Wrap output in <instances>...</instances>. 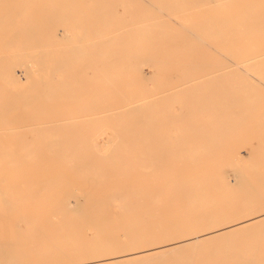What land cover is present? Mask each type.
<instances>
[{"label": "bare ground", "instance_id": "6f19581e", "mask_svg": "<svg viewBox=\"0 0 264 264\" xmlns=\"http://www.w3.org/2000/svg\"><path fill=\"white\" fill-rule=\"evenodd\" d=\"M67 1L70 4L77 5L78 3L76 0ZM67 1L65 0L66 4H63L56 0H45V7L34 11L33 19L28 21L31 24V30L25 36L28 35L34 41L41 43L49 42L53 26L58 22L53 17L58 18L59 11L64 9ZM118 1L108 0L111 5L107 6L108 13H110L109 17L113 24L119 22L116 12V7L119 5L127 6L125 7L127 8L126 15L130 17H145L155 12L145 0H121L122 3H117ZM161 1L163 5H169L167 0ZM98 2L106 4V0H98ZM131 2L137 3L136 7ZM0 3L4 6L0 9V23H2L12 21V19L15 21L16 18L21 17L27 0H0ZM212 4L215 8L213 10L211 9ZM9 6L13 8L8 10ZM187 6L188 13L194 10L195 21L191 26L196 30V34L191 35L190 32H186V39H181L177 43L186 51L192 52L189 53L192 55L186 53L188 57L182 60L183 63L188 62L194 68H189L190 77L186 84L177 85L176 89L174 87V91L168 94H165L167 90H164V97L158 96L162 94L159 92L151 94L149 98L138 100L118 98L115 103L119 106L114 109H106L101 101L89 109L72 107L57 109L55 103L62 101L65 96L81 98V96L88 95L89 91L73 90L66 94L56 91L48 93L45 88L53 87L54 84L43 85L41 81L30 75L29 81L37 80L36 84H32L31 90L24 87L21 76L14 68L0 69V163L21 165V163H37L43 159H55L60 163H70L77 174L85 168V163H145L151 161L155 163V167H159L161 163L171 161L183 165V171L179 174L180 180L177 182L176 178L172 179L173 188L170 187V194L167 192V187L162 188L161 186L148 191L146 189L135 190L137 194L128 193L130 191L122 187L112 190L108 186L113 181L107 179V175L94 174L98 179L95 183L98 184L97 190L101 192L100 198L111 200L108 206L109 218L88 222L99 231L94 238L83 236L80 229L75 227L81 221L70 217L71 208H81L86 204L98 206L96 198L87 195H83V199H80L79 195L60 194L59 199L62 204L54 208L57 211L51 214L52 217L42 221L35 219L27 221L29 226L27 231L18 225L15 231L10 229L12 231L10 235L3 233L5 228L1 226L5 221H0V264H148L147 262L153 259L159 261L156 264H264V212L255 216L248 214L252 210L264 207V172L249 174L235 169L238 177L235 183H232L226 173L211 174L208 172L209 167L199 164L206 158L200 152L208 150L198 147V143L201 145L200 143L208 141L212 146L220 144V148L223 143L215 139V135L218 137L215 132H223L219 129L222 120L225 123V125L221 123L224 127L234 122L240 125L243 121L239 114L241 110L247 109L246 111L255 113V109L248 107L247 104L255 99L256 94L250 89L246 90L247 85L242 86L244 82L249 84L247 81H250V73L246 70L255 69L264 74V0H187ZM168 17V23L174 22L171 16ZM77 21L78 26L82 25L87 31H89V26H91L90 31H96L98 27L103 29L106 24V20L101 19V16L96 18L86 7L81 8ZM136 33L141 39L147 38L148 49L159 47L156 41L150 38L151 36L148 37L150 33H146V29H140ZM17 34L8 39V44H12ZM119 35L102 39L97 46L99 49L105 47L129 49L134 45L127 31ZM64 36L67 40L70 38L68 30L64 31ZM94 44H92L93 47L97 48ZM212 44L226 47L228 57L223 56L222 58L218 55L219 58H210ZM55 53L60 54L61 57L66 53L75 54L72 49ZM158 60H164V55H160ZM8 61V59H0V64ZM38 61L43 63V60ZM116 62L126 64L129 59H117L113 63ZM224 66L226 67L223 68ZM230 66H236V69L225 71ZM52 70L58 72L65 69L54 63ZM122 71L130 72L133 69H122ZM26 72L28 73L27 70ZM76 74V71L75 73L66 71L62 79H74ZM187 77L185 75L183 78ZM50 79L58 80L54 75ZM240 80H243L244 84ZM135 84L134 79L119 82L120 87L125 88ZM65 85L73 86V89L76 87L68 83ZM165 96L168 99L170 96L178 97L177 101L180 100L179 97L184 98V101L182 99L180 101L186 102V116L182 117L174 110H168L169 101H177L175 98H170L168 105L165 106L167 104ZM236 97H239L238 105L233 104ZM32 101H40L43 104L38 107L39 109L37 108L42 112L35 118L41 119L39 122L35 119L31 120L34 116H21L25 112V106ZM48 105L51 110L43 109ZM160 108L161 110L165 108L163 113L167 115L168 121L163 122L162 115L160 118L157 117ZM75 111L89 112L94 117L92 116L88 121L73 122L72 120L69 122V119H73L69 113ZM142 112H145L148 120L139 119L137 114ZM260 112L261 117L258 118L256 125L264 131V107ZM101 114L103 115L98 116ZM203 115L216 120L210 125L215 127L219 124L215 132H213L215 129L211 130L213 127L206 123L205 126L203 122L195 128L196 130L201 129L200 131H204L205 128L210 130L206 134L203 132L206 136L202 135V137L208 138H204V141L201 138L193 141L196 134L201 136L195 129L193 132L195 131L196 134L192 141L185 138L178 142L173 141L171 137L170 139L157 138V134H163L152 131L154 127L163 129L161 128L163 123H166L167 127V124L171 126V124L189 120V117L197 119ZM153 116L155 119L157 117L156 120L162 118V123L159 120L149 121V117L152 119ZM121 118L132 120L121 126ZM102 120H110L112 126L117 127L114 130L116 140L113 139L111 142L116 145L114 152L101 147L97 140H89L87 137V128ZM192 120L190 121L193 124ZM195 123L194 127L197 126ZM145 128L146 130H140ZM192 129L193 126L191 131ZM226 132L228 133L225 129L224 136ZM28 133H41L43 138L37 145H34L26 137ZM44 138L46 141L42 143ZM192 144H197L198 148ZM159 145H163L164 148H154ZM259 146L258 152L261 151L262 155L259 156L264 159V134L259 138ZM45 149H48L49 155L43 151ZM214 150L217 149L209 148V154L211 155ZM117 174L119 173L111 171L108 178ZM66 180L71 181L68 176ZM23 182L26 183V181ZM79 182L91 183L89 180ZM9 191L8 187L0 189L3 193L0 200H5V204H7ZM24 192H29L30 195L36 193L39 194L38 198L41 197L39 189L36 191L24 189ZM110 192H114L115 195H109ZM161 192L164 193L161 195L164 198L162 206L153 203L151 210H139L141 208L137 205V201L145 202L153 195L159 196ZM151 200L152 198L148 201ZM58 210L62 211V214ZM4 215L5 213H0V216ZM58 215L63 218H56ZM143 215L146 218L137 219V216ZM154 216H159V219H154ZM37 225L41 227H34ZM118 225L123 226L121 231L116 230ZM19 234L27 237L29 235L32 239L21 242L1 241V239L4 240L3 237H16Z\"/></svg>", "mask_w": 264, "mask_h": 264}, {"label": "rangeland", "instance_id": "374dc122", "mask_svg": "<svg viewBox=\"0 0 264 264\" xmlns=\"http://www.w3.org/2000/svg\"><path fill=\"white\" fill-rule=\"evenodd\" d=\"M44 1L45 0H27L26 6L22 10L24 13L21 17L16 18L15 21L12 19V21L0 23V59L9 60L7 63L0 64V69L14 68L17 74L21 76L22 81L25 84L24 87H28L29 89L32 88L33 83H37V80H28L31 75L32 77L38 79V81H41V84L43 85L54 84L53 87L45 88L48 93L56 91L59 93L64 92L66 94L72 92L73 90L89 91L88 95L84 97L81 96V98L79 96H76L75 98L74 96H65L62 101L55 103V107L57 109H65L68 107L76 109H89L91 107H95L99 101L102 102V106L106 109H114L119 106L115 103L118 98L122 100H138L149 98L151 94L153 95L154 93L159 92H162V94H159L158 96H163L164 90H167L165 94H168V92L171 93L174 89H176L177 85L186 84L189 81L188 79L190 75L188 74V70L189 68L194 67L190 66L188 62L186 63V60H184L185 63H183L182 59L188 57L186 53L189 54L192 52L186 51L185 48L180 47L177 43L180 42L181 39H186V32H190L191 35L196 34V30L193 26H191L195 21V17L193 16L194 10L189 11V13L187 12V0H167L166 2L169 3L170 6L163 5L164 3H162L161 0H145L146 3L151 5L155 11L154 13L147 14L145 17L127 16V8H125L127 6L119 5L116 7V12L119 18V22L117 24H113L110 20V13H108L107 6L111 5L108 3V0H106V4H104L105 2L100 4L98 0H76L78 1L77 5L70 4L66 0L67 5L64 6L63 10L59 11L58 18L53 17L54 19H57L58 22L53 26L51 40L49 42L41 43L34 41V39L30 38L28 35L25 36V34L31 30V24L30 22L28 23V21L33 19L34 11L41 9V7H45ZM56 1L58 3L62 2L63 4H66L65 0ZM117 3H122V1L119 0ZM136 4L137 3H132L135 7ZM208 6L211 7L210 5H207V7ZM1 7L4 6L0 3V9ZM85 7L89 8L91 14L95 15L96 18L101 16V19L103 18L106 20V24L103 26V29L98 27L96 31H90L91 26H89V31H87L82 25L81 27L78 26L79 23L77 21V17L81 8ZM7 8L10 10L13 7L9 6ZM213 8L214 6L212 4L211 9L213 10ZM168 16H171V18H173L172 21L174 22L168 23ZM96 21L98 22V20ZM140 29H146V33H150L148 37L151 36L150 38L154 39L159 47H149L148 49L147 45L149 44H147V38L144 37V39H141L138 36L139 34L136 33V31ZM65 30H68L70 34V38L68 40L64 36ZM124 31L128 32L129 39L134 43V45L129 49H120L116 47H105L103 49H99L97 46L100 40L107 39L110 36H120L119 33H123ZM16 33H18L15 37L16 39L12 40V44H8V39ZM93 43H95L94 46H97V48L93 47ZM140 45L143 47L139 48L138 46ZM211 46L212 51L211 54H209L210 58H219V56L222 58L223 56L225 58L228 57L229 53L228 50L225 49L226 47L215 44H212ZM69 49H72L75 54L66 53L63 57H61L60 54L55 53L60 50L66 52ZM160 55H164V60H158ZM117 59H129V62L126 64H117V62L113 63ZM38 60H43V63ZM54 63H56L58 67L65 69V72L72 71L75 73L76 71L77 74L74 76V79H62L63 76H65L64 71L53 72L52 68ZM225 67L226 66L223 68ZM122 69H133V71L123 72ZM233 69H236V66L227 67L225 71ZM246 72L250 73V81H247L250 85L246 82H244V84L243 80L240 81L244 84V86H242L241 83L240 85L242 87L247 85L245 89H250L251 92L256 94L255 99L252 100L251 103L247 104L248 107L255 109V113H250V111H246L247 109L244 110L246 113H242L244 111L241 110V113L239 112V114L243 118V121L240 125L237 123L239 126H237L234 122V124L230 123L229 125L226 123L227 125L224 127L225 123L222 120L221 123L224 125L220 123V125L216 124L214 127V125L210 124L215 123L216 120L214 121V119L208 118L207 115H203V117H199L200 119L192 118V120L189 117V120L186 119L187 121L184 120L182 123L177 122L176 124H171V126L167 124V127L166 123H163L164 125L161 126L163 129L154 127L155 129L153 128L152 130L163 134H157V138L167 137L170 139L171 137L172 140L176 142L185 138L186 140L188 138V141H192L196 134L193 130L203 123L204 125L206 123V125L213 127V129L211 128L212 131L215 129L213 132L217 131L216 129L218 128V125L220 126L219 129L223 130L224 133L225 129L228 133L231 132L229 135L226 132L225 136L222 131L220 133L215 132L218 136L216 137L215 135V139L221 140V143H223L220 148V144L212 146V144L208 143V141H206L207 143H200L201 145L198 143V147L208 150L200 152L202 156H205L206 158L201 160L199 164L203 167H209V171L207 169L206 170L211 174L222 175L226 173L232 183H235L238 177L235 169L249 174L264 172V159L260 157L262 156L261 151L258 152V149L260 148L259 138L262 137L264 131L256 125L258 118L261 117L260 110L264 107V74L255 69H248ZM53 75L55 77L57 76V81L50 79ZM185 75L188 77L183 78ZM129 79H134L136 84L128 88L120 87L119 82L127 81ZM65 83L76 85V87L73 89V86H67ZM239 89L241 91V87ZM196 97L199 99L198 95H196ZM196 97H194V99H197ZM66 98L73 99L68 100ZM165 98L167 103L165 106H167L168 100L175 97L170 96L168 99V97L165 96ZM177 98H175L176 101ZM179 99L184 101V98L179 97ZM238 99L239 97L234 98V105L239 104ZM180 100L177 102H175V100L171 102L169 101L170 104L167 106V109L169 108L168 110H174L179 116L185 117L187 111L185 107L186 102H181ZM40 106H43L40 101H32L28 103L25 106V112L21 114V116H34V118L31 119L34 121L36 116L42 113L37 110ZM43 109L51 110L49 105L45 106ZM164 109L162 108V111L160 108V113L157 112L158 115L155 114V116L157 115L159 118L161 115L162 118L164 117V120H162V118L160 120L158 119L160 122L161 120L163 122L168 121L167 115L163 113ZM43 115L48 116L51 114ZM102 115L103 114L98 116ZM69 116H73V119H69V122L72 120L73 122H78L88 121L93 115L89 112L75 111L73 113H69ZM137 116L140 117L139 119L148 120L145 112L137 114ZM156 119L154 116L152 119L149 117V121L157 122L158 120ZM35 120L39 122L41 119ZM131 120L132 119L121 118L120 125H126ZM190 120H192L193 124ZM194 123L197 124L196 127H194ZM230 125H232V127ZM192 126L193 129L191 131ZM116 128L117 127L112 126L110 120H102L87 128V137L89 140H97V143H100L99 145L101 147L106 148L107 150L111 149V152H114L116 145H113L111 142L115 139L114 130ZM140 130H146V128ZM200 130L196 131H198L197 133L201 134V136H197L196 134L193 141L200 138L203 141L208 139L202 137V135L204 133L206 134V132H209L210 130L206 128L205 130L202 129L204 131ZM41 135V133H28L26 137L30 143L37 145L43 138V135ZM45 141L46 139L44 138L42 143ZM192 146L197 147V144H192ZM154 148L162 149L164 146L159 145ZM209 148H216L217 150L211 152L210 155ZM43 151L47 154L50 153L48 149ZM256 151L258 154H255L257 153ZM182 166V163H173L171 161L161 163V166L159 167H155V163H152L151 161L145 163H85V168L77 174L70 163H60L55 159H43L39 160L37 163H21V165H14L13 163H0V189L6 187L10 189L7 196L8 198L6 199L7 204H5V200H0V213H5L4 216H0V221H5L4 225L1 226L5 228L2 232L10 235L12 233L10 229L15 231L18 225H20L23 230L27 231L29 229L27 221H30L31 219L42 221L52 217L51 214L57 211V209L54 208L62 204L59 199V195L62 193H70L71 195H79L80 199H83V195L96 198L98 204L97 207L86 204L81 208L70 209L71 219L73 218L81 221L80 224L75 227L80 229L83 236L94 238L98 235L99 231L94 229V226L89 225L88 222L109 218L110 211L108 206L111 203V200L109 199L104 200L100 198L101 192L97 190L98 184L95 183L98 179L94 176V174L102 173L107 175V179L113 181L108 186L111 187L112 190L122 187L128 189L130 191L128 193L137 194L135 190L146 189V191H148L156 186H161L162 188L167 187V192L170 194V187L173 188L172 179L173 177L176 178L177 182L180 180L179 174L183 171ZM111 171H116L119 174L108 178L109 172ZM176 173L178 175H176ZM67 176L70 177L71 181L66 180ZM84 180H89L91 183H78V181ZM23 181H26V183ZM19 187H23V189H19ZM175 187L176 184L174 183V188ZM24 189H30L31 191L39 189L41 191V197L38 198L37 196H39V194H36L35 192H33L35 195H30L29 192H24ZM163 194L164 193L161 192L159 196H151V201H148L150 198L142 203L137 201V205L141 208L139 210H151V205L153 203L162 206L164 204V198L161 195ZM2 195L3 193L0 192V196ZM109 195L115 194L114 192H110ZM157 199L159 201H157ZM121 212L122 211H120V213ZM262 212H264V207L252 210L248 212V214L255 216L256 214H260ZM59 213L62 214V211ZM56 218L62 219L63 216L58 215ZM141 218L144 219L146 217H144V215L137 216V219ZM153 218L159 219V216H154ZM34 227L41 226L37 225ZM122 229L123 226L120 225L116 228L118 231H121ZM3 239L4 240L1 239L2 242H8L9 240L13 242H21L23 240L29 241V239L31 240L32 238H30L29 235L27 237L26 235L19 234L16 237L6 236L3 237ZM156 262L159 261L153 259L147 263L156 264Z\"/></svg>", "mask_w": 264, "mask_h": 264}]
</instances>
